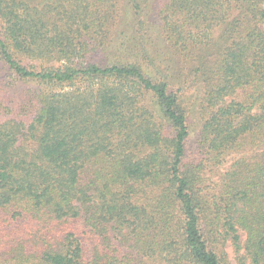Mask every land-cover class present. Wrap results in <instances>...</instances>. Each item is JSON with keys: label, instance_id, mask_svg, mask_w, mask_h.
<instances>
[{"label": "trees", "instance_id": "trees-1", "mask_svg": "<svg viewBox=\"0 0 264 264\" xmlns=\"http://www.w3.org/2000/svg\"><path fill=\"white\" fill-rule=\"evenodd\" d=\"M24 83L0 264H264V0H0Z\"/></svg>", "mask_w": 264, "mask_h": 264}, {"label": "rangeland", "instance_id": "rangeland-1", "mask_svg": "<svg viewBox=\"0 0 264 264\" xmlns=\"http://www.w3.org/2000/svg\"><path fill=\"white\" fill-rule=\"evenodd\" d=\"M44 89H46L44 87ZM34 90L37 92L42 90L41 86H35L30 83H24L21 85L13 86H5L4 84H0V121L6 122L11 121L12 119L16 120H25L26 114L22 112V104L23 102L29 100L33 95ZM25 105V104H24ZM235 159L234 155L230 156L228 159V163L219 169V172L222 173L224 168L228 167L233 160ZM216 175V174H215ZM214 174L210 175L212 178L211 181L215 182L218 178V175L215 176ZM242 235V241L245 240V235ZM91 245V242L88 243ZM226 251L228 254V262L229 264H238V256L235 255L234 249L232 248L231 244L228 243L226 245Z\"/></svg>", "mask_w": 264, "mask_h": 264}]
</instances>
